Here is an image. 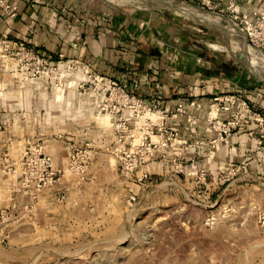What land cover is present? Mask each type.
<instances>
[{
    "label": "rangeland",
    "instance_id": "1",
    "mask_svg": "<svg viewBox=\"0 0 264 264\" xmlns=\"http://www.w3.org/2000/svg\"><path fill=\"white\" fill-rule=\"evenodd\" d=\"M57 1L62 8L79 15H100L103 19L120 14L136 15L143 28L155 32L159 41L167 39L180 49L201 52L204 70H214L206 62L213 55L234 63L237 82L244 88L250 84L264 89V78L246 64V59L254 60L256 67L264 71L263 60L245 50L249 47L246 41L252 43L248 41V33L252 32V39L260 36L258 44L262 49L258 48L264 53V25L257 27L264 20V0L244 10L237 0L234 5H230V0L221 4L217 0H168L196 11L201 18L177 7L172 9L168 2ZM0 11L8 19L18 16V7L6 0H0ZM204 19L219 23L222 30ZM0 32L9 38L7 32ZM229 38L233 45L235 40L243 42L245 48L240 46L237 52L231 51ZM23 44L44 62L41 74L32 77L21 69V54L9 55L21 80L45 77L48 92L57 90V99L61 98L59 82L71 83L70 87L79 97L93 93L89 88L92 82L84 72L86 68L91 69L85 63L40 55L33 47ZM18 45L19 42L14 45L13 52ZM66 62L71 63L73 71L55 75L54 69H64ZM98 75L106 77L105 81L111 80L106 75ZM223 82L229 83V80ZM83 83L85 91L79 88ZM244 91L213 95L206 121L221 133L224 144L229 145L231 134L245 133L254 136L259 149L251 150L253 155L239 151L236 160H229V155L225 160L223 155V164L216 169L203 165L199 155L182 159L172 153L171 147L166 160L160 154L145 155L147 160L141 167L124 175L117 166L116 156L110 152L112 147L99 146L101 137L91 135L71 141L47 136L50 140L73 143L81 150L78 163L69 168L65 148L66 164L59 168L42 139L37 137V131L24 138H13L20 150L13 161L7 155L4 157V162L8 160L5 171L14 182L15 196L0 207V264H264V120L262 124L251 118L241 120L235 108L224 110L221 106L225 103L214 100L226 95H240L245 99ZM260 98L264 99V94ZM252 109L264 112V109ZM94 114L106 113L96 107ZM206 142L213 144L208 139ZM37 144L49 155L51 166L38 168L30 160L25 166L23 181L18 177L22 150ZM103 160L110 165L106 170L101 169ZM161 162V166H155ZM102 176L117 177V181L101 183L105 181ZM91 179L100 182L93 185ZM40 195L46 196L44 205L39 203ZM27 216L32 217L35 229L22 224Z\"/></svg>",
    "mask_w": 264,
    "mask_h": 264
},
{
    "label": "crops",
    "instance_id": "2",
    "mask_svg": "<svg viewBox=\"0 0 264 264\" xmlns=\"http://www.w3.org/2000/svg\"><path fill=\"white\" fill-rule=\"evenodd\" d=\"M6 1L18 7L16 19L5 18L0 11V31L8 33L13 47L23 42L40 55L79 60L91 71L106 75L113 82L128 88L133 80L138 81L136 88L129 89L137 96L154 94L162 107L173 113L168 123L178 133L171 148L174 155L182 159L199 155L203 165L216 169L223 164V155L225 160L228 155L229 160H236L239 151L248 154L255 147L259 149L254 136L249 137L245 133L231 134L229 145L224 144L215 127L206 121L211 97L226 91L245 90V100L251 107L264 109V99L260 98L264 89L250 84L246 89L238 83L234 63L212 55L206 62L214 70L206 71L201 65V52L180 49L167 39L159 41L155 32L143 28L136 15L120 14L103 19L100 15H79L66 10L57 4V0ZM217 1L221 4L225 0ZM237 1L244 10L256 5L258 0ZM19 74L10 56L1 54L0 207L6 206L15 196L14 182L7 175L4 162L6 155L13 161L19 153L20 146L13 138H24L37 131V137L42 139L46 151L59 168L66 164L64 143L62 140L47 139V136L61 135L72 141L97 135L103 139L99 146L105 149L115 143L111 117L94 114L97 107L94 93L79 97L76 90L63 86L59 93L61 98L57 99V90L48 92L45 77L21 80ZM225 79L229 83L223 82ZM189 99H195L198 105L188 109L187 113L175 111L177 104ZM147 116L157 121V115ZM219 116H223L221 111ZM207 139L213 144L209 145ZM109 166L106 161L101 162L102 170ZM102 177L105 181L101 183L113 184L117 181V177ZM91 180L93 185L100 182ZM45 198V195H40L39 203L44 205ZM22 224L35 229L31 216H27Z\"/></svg>",
    "mask_w": 264,
    "mask_h": 264
},
{
    "label": "built area",
    "instance_id": "3",
    "mask_svg": "<svg viewBox=\"0 0 264 264\" xmlns=\"http://www.w3.org/2000/svg\"><path fill=\"white\" fill-rule=\"evenodd\" d=\"M230 1V5H234L235 1ZM209 8H211V6ZM5 9H7V7H5ZM234 11L236 10L234 9ZM5 12H8V10ZM261 22L258 23V28L264 25V20ZM251 33H248L250 36V40L248 41L252 42L250 44L262 49V46L258 44L261 39L260 36H257L256 39H252ZM13 51L14 47L10 39L6 34L0 32V53L8 55L15 54V56L21 54V69H24V72L32 77H37L41 74L43 70L41 65L44 60L39 59L34 52L26 50L23 42L19 43L18 49H15V52ZM30 60H32V62ZM66 64L67 66L64 69H54L53 73L61 76L65 73H71V70L73 71L72 66H70L71 63L66 62ZM84 72L88 81L92 82V85L89 86L91 92L95 93L97 96L98 100L96 106L100 111H104V113L111 117L115 143L110 152L116 156L118 162L117 166L121 169V172L124 175H129L126 174L128 171L130 173L135 168L141 167L142 163L147 160L144 158L145 155L153 156L160 154L162 158L166 160L170 152L169 149L173 146L174 141L178 137L177 131L172 129L168 123L173 113L164 109L161 102L154 94L140 97L131 92L126 85L116 84L112 80L105 81L106 77L98 75L99 73L92 75V72L88 70V68H86ZM91 77L92 79H89ZM133 81L134 84L131 83L130 86L136 88L138 81ZM63 84V82H59L57 85L59 88L60 86H72L71 83ZM79 88L83 91L86 90L84 83L79 85ZM214 100H218L219 104L220 102H224L225 106H221L224 110H232V108H235V113L239 112V119L241 120L244 119L246 121L251 118L260 124H262L261 122L264 120V112L253 111L251 105L245 99H241L240 95L215 97ZM197 105L198 103L195 99H189L177 104L175 111L187 113L188 109L194 108ZM149 113L157 115V121L154 122L150 117L146 116ZM236 121H238V119ZM233 122L228 123L233 124ZM250 133L252 134V132ZM219 134L221 133L219 132ZM56 136L62 138L61 135ZM259 137H262V135H259ZM63 143L68 154V167L72 168L75 163H78L77 158L81 150H79L75 144L68 141H63ZM28 153H30V155H28ZM30 160H32L38 168L44 167L45 169L51 166L50 157L46 155L42 145L37 144L35 146L23 148L22 155L19 159V163L21 164L20 171H18V177L23 181L26 179L24 176V169ZM5 163H8V160H6ZM8 167L12 169L13 166L9 164Z\"/></svg>",
    "mask_w": 264,
    "mask_h": 264
},
{
    "label": "bare ground",
    "instance_id": "4",
    "mask_svg": "<svg viewBox=\"0 0 264 264\" xmlns=\"http://www.w3.org/2000/svg\"><path fill=\"white\" fill-rule=\"evenodd\" d=\"M109 1H111V2H113V3H119V4H123L122 2H136L137 1V3H141V2H147V3H150L149 1H151V2H165V3H167V1L166 0H109ZM143 2V3H144ZM168 4H170V5H173L174 7H177V8H179L180 10H184V11H186V12H188V14L189 15H193V16H196V17H198V18H201L200 16H199V14L196 12V11H194V10H191V9H188V8H186L185 7V5L183 6L182 4H180L179 2H175V1H169L168 2ZM206 19V18H205ZM204 19V20H205ZM208 24H210V25H216L219 29H221L222 30V26L219 24V23H217V22H215V21H212V20H205ZM224 30V29H223ZM227 31L230 33V35H231V30H229V29H227ZM225 33H227V32H225ZM242 35H243V37H244V39L246 40V38H245V33L244 32H242ZM234 37V36H233ZM234 39V38H233ZM243 43V42H242ZM242 43H237L236 42V40H235V44L233 45V43H232V41H231V38H229V40H228V45H229V49L231 50V51H235V52H237V50L236 49H238V47H244L245 48V46H243L242 45ZM246 44L249 46V47H247V49H245L246 51H248V52H250V53H252V56H254V57H258V58H260V59H262L263 60V64H264V53L258 48V47H254V46H252V45H250V44H248L247 43V41H246ZM251 48V49H250ZM226 49H227V47H226ZM242 49V48H241ZM258 49V50H257ZM260 50V51H259ZM246 64L248 65V67H250L251 69H252V71L253 72H255V73H257V75H259V76H261L262 78H264V71H262L261 69H259V68H257L256 67V63H255V61L254 60H251V59H246ZM259 66V65H258Z\"/></svg>",
    "mask_w": 264,
    "mask_h": 264
},
{
    "label": "water",
    "instance_id": "5",
    "mask_svg": "<svg viewBox=\"0 0 264 264\" xmlns=\"http://www.w3.org/2000/svg\"><path fill=\"white\" fill-rule=\"evenodd\" d=\"M167 1V0H166ZM167 2H169V1H167ZM150 6V5H149ZM169 7H171L172 9H177L176 7H174L173 5H171V6H169Z\"/></svg>",
    "mask_w": 264,
    "mask_h": 264
}]
</instances>
